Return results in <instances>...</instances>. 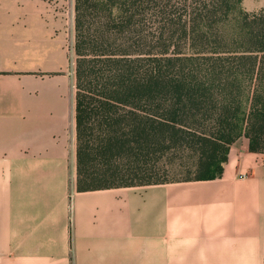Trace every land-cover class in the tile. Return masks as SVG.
<instances>
[{
	"label": "crops",
	"instance_id": "1",
	"mask_svg": "<svg viewBox=\"0 0 264 264\" xmlns=\"http://www.w3.org/2000/svg\"><path fill=\"white\" fill-rule=\"evenodd\" d=\"M74 34L73 0H0V264H264L244 137L215 180L78 190Z\"/></svg>",
	"mask_w": 264,
	"mask_h": 264
},
{
	"label": "trees",
	"instance_id": "2",
	"mask_svg": "<svg viewBox=\"0 0 264 264\" xmlns=\"http://www.w3.org/2000/svg\"><path fill=\"white\" fill-rule=\"evenodd\" d=\"M243 2L75 0L79 191L215 180L242 137L264 154V9Z\"/></svg>",
	"mask_w": 264,
	"mask_h": 264
},
{
	"label": "rangeland",
	"instance_id": "3",
	"mask_svg": "<svg viewBox=\"0 0 264 264\" xmlns=\"http://www.w3.org/2000/svg\"><path fill=\"white\" fill-rule=\"evenodd\" d=\"M72 1V0H71ZM74 1L75 0H73V3H74ZM74 36H75V34L73 35V37H72V39H71V41H70V46L72 47V55H73V60H74V53H73V44H74ZM182 177L183 176H177V177H174V176H171V177H169V179H167L168 181H178V180H182Z\"/></svg>",
	"mask_w": 264,
	"mask_h": 264
},
{
	"label": "built area",
	"instance_id": "4",
	"mask_svg": "<svg viewBox=\"0 0 264 264\" xmlns=\"http://www.w3.org/2000/svg\"><path fill=\"white\" fill-rule=\"evenodd\" d=\"M242 178H246V176H242Z\"/></svg>",
	"mask_w": 264,
	"mask_h": 264
}]
</instances>
